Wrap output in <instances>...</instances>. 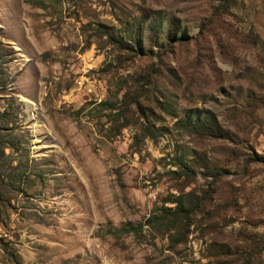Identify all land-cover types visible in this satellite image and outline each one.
<instances>
[{"label":"rangeland","instance_id":"374dc122","mask_svg":"<svg viewBox=\"0 0 264 264\" xmlns=\"http://www.w3.org/2000/svg\"><path fill=\"white\" fill-rule=\"evenodd\" d=\"M3 111L0 264H264V0H0Z\"/></svg>","mask_w":264,"mask_h":264},{"label":"trees","instance_id":"16d2710c","mask_svg":"<svg viewBox=\"0 0 264 264\" xmlns=\"http://www.w3.org/2000/svg\"><path fill=\"white\" fill-rule=\"evenodd\" d=\"M107 33V39L109 40V42L115 43L118 47L120 48H129L132 46V43L140 50L144 52V50L146 51L147 48H150V46L154 43L157 44L158 42H160L158 40V36L156 33H154V35L152 34L151 37V41L150 44L146 47H144L142 45L141 42V35H140V30L136 29L134 31V33L131 36V42L129 43V41L124 40L121 38V36L117 33L114 32H106ZM165 36L166 38L170 39L171 36H175V32L168 28L165 32ZM131 93L128 92L126 93V91H122L120 99L121 101H123V103L119 100L117 102V97H113L110 99H102L97 101V105L100 108H108V109H113V108H117V110H115V113L112 114L111 119L113 121L118 120L117 118H119V120L117 121V123L115 125H113L115 128L119 129V127H122L124 125H126L127 123L130 122V119H128L127 115L123 113V109H126L125 107L129 104V98H131ZM132 100H135V98H133ZM121 103V104H120ZM121 112H118V111ZM7 111H3L0 112V116L1 115H6ZM186 116L181 119V124L187 128L188 130H190L191 132H196V133H207V134H211V135H225L224 130L221 129L217 123V121L215 120V118L211 115L208 114H204L201 112H196L191 114H185ZM142 130H144V132H146V130L148 131L150 128L147 127L146 125H143L141 127ZM259 159L258 160H262L264 161V157L261 155H258ZM178 163L181 162L180 159L177 160ZM182 167L188 169L189 167L185 164V163H181ZM207 168V165H206ZM210 175H212L213 177H215L216 172H213L210 168H209V173ZM174 198V197H173ZM171 200H176L177 203L175 205H162L159 207V210L157 212L155 211H151L142 221H138L136 223H130L127 222L126 225H122L119 227L114 228L115 232H132V233H138V231L142 228V226L144 224H149L151 226L153 225H164V228H169L168 225L172 224L175 220L181 219L182 216H186L188 214L187 211V207L185 205V203L182 200H178L176 199H171ZM238 264H243L242 262L238 263Z\"/></svg>","mask_w":264,"mask_h":264}]
</instances>
